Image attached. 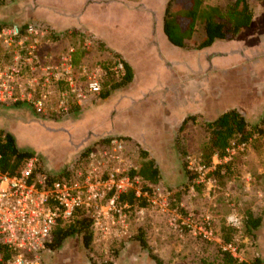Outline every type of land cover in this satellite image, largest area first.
I'll return each instance as SVG.
<instances>
[{"label": "rangeland", "instance_id": "374dc122", "mask_svg": "<svg viewBox=\"0 0 264 264\" xmlns=\"http://www.w3.org/2000/svg\"><path fill=\"white\" fill-rule=\"evenodd\" d=\"M83 1L3 0L0 1V22L48 21L58 31L77 23L78 19L90 24L101 22L103 8ZM143 1L160 14L164 9V0ZM232 1L203 0V5L224 6ZM247 1L254 16L253 52L238 66L210 74V69L200 68V64L209 62L206 52L187 53L172 46L176 50L171 49L170 54L166 49L170 61L173 56V60L184 62L183 66H195V70L185 73L171 72L172 77L183 75L191 84V96L187 95L183 101L175 100L173 94L166 101L144 95L130 106L119 105L118 120L113 110L116 99L106 100L124 92V85L111 90L106 98L90 95L77 103L70 97V109L66 113L52 110L38 115L25 103L0 105V131L11 133L19 148L32 151L38 160L36 165L41 164L43 170L57 178L79 181L94 167L106 175L119 169L121 175L130 179L131 185L126 191L134 189L136 195L142 194L147 200L145 207L131 208L126 204L121 215L115 212L103 215L99 209L88 214L84 211L93 220L90 249H85L78 237L72 235L59 248L44 251L43 264H156L149 253L167 264H221L220 247L228 249L239 260L258 258L264 264V123L261 122L264 117V10L258 0ZM127 8L126 4L124 9ZM182 8L175 6V17L182 15ZM61 12L66 15H60ZM57 33H64L63 38L43 53L58 56L70 45H77V38L74 42L71 39L76 36L69 35L67 30ZM81 33L80 45L88 51V59L96 61L83 65L88 71L106 65L114 54L102 58L105 54L102 45L83 30ZM82 35L88 37L89 45L84 46ZM201 36L199 28L184 49L195 50L193 42ZM113 40L117 42L118 38ZM217 43L218 47L219 43L227 42ZM93 51L101 57L96 60ZM155 73L146 77L141 72V81H146L138 83V89L156 84ZM209 75L213 77L209 79ZM171 81L172 92L179 95L181 79ZM55 98L58 99L57 94ZM85 107L91 111L80 113ZM233 107L241 110L248 123L259 130L247 139L244 149L236 147L238 142H231L223 156L210 154L206 120H213L220 112ZM108 113L115 120L113 134L105 131ZM183 117L187 120L178 129ZM121 131L129 134L120 135ZM113 139L122 143L121 148ZM149 158L162 173L155 185L127 174ZM176 205L181 211L175 209ZM250 213L261 219L252 234L244 229ZM223 226L235 228L232 242L226 245L219 237ZM138 235L146 247L135 240Z\"/></svg>", "mask_w": 264, "mask_h": 264}, {"label": "built area", "instance_id": "2783aa9c", "mask_svg": "<svg viewBox=\"0 0 264 264\" xmlns=\"http://www.w3.org/2000/svg\"><path fill=\"white\" fill-rule=\"evenodd\" d=\"M63 36L43 22H0V105L25 103L38 115L52 110L66 113L70 97L79 103L108 90V80L122 81L124 65L115 54L106 65L88 71L86 65L74 64L72 45L58 56L43 53ZM81 38L84 46L90 44L87 36ZM247 141L236 147L244 149ZM113 143L122 146L114 139ZM36 162L33 156L14 173L0 170V243L10 252L6 260L0 256V264H43V252L58 222L71 221L79 210L121 215L126 206L118 203V195L131 183L119 169L106 175L94 167L79 181L51 180L47 171H35Z\"/></svg>", "mask_w": 264, "mask_h": 264}, {"label": "trees", "instance_id": "16d2710c", "mask_svg": "<svg viewBox=\"0 0 264 264\" xmlns=\"http://www.w3.org/2000/svg\"><path fill=\"white\" fill-rule=\"evenodd\" d=\"M2 2V0H0ZM264 10V0H258ZM181 5L183 8L180 17L174 16L175 6ZM253 14L247 0H234L224 6H205L203 0H168L163 18V32L169 42L177 47H188L189 42L193 41V35L197 29L202 30V36L198 41L193 42L192 48L203 49L212 45L215 40H231L238 36L243 28L250 25ZM79 54L77 56H81ZM116 55V54H115ZM124 65L125 74L120 83H112L108 80L110 88L101 93L102 98L109 96L111 90L117 86L127 85L133 78L130 65L120 56ZM75 65L79 64V58H73ZM187 117H192L187 116ZM187 117L180 123L178 129H181L186 122ZM264 123V117L261 120ZM209 130V149L210 154L223 156L231 145V142H242L247 140L253 132L259 130L257 126H252L248 123L245 115L238 108H230L220 112L216 118L205 123ZM86 153H81V156ZM34 153L27 149H21L16 144L14 136L5 131H0V170L7 173H14L25 161L33 157ZM146 158V155H144ZM36 172L43 173L42 165L36 167ZM127 174L132 178H139L145 183L151 185L157 184L161 179V170L156 165L153 159L149 158L140 162L139 166L130 169ZM49 179L57 178L50 174ZM149 189V187H147ZM118 203L127 204L132 207L147 206L146 197L136 195V191L131 189L126 192H121L118 195ZM175 209L181 211L176 205ZM78 211L74 218L69 222H58L52 233V240L47 245L45 251H53L59 248L63 242L72 235H76L85 249H90L93 240L92 218ZM260 217L253 216L252 213L245 219V231L252 234L260 226ZM234 227H221L220 239L223 245L232 242L234 237ZM142 247H146L145 241L140 235L135 237ZM10 255L7 248L0 243V256L6 260ZM149 257L156 264L163 263L161 258L149 253ZM219 257L221 264H260V259L256 258L252 261H243L235 257L228 249H219ZM210 264V263H207Z\"/></svg>", "mask_w": 264, "mask_h": 264}, {"label": "crops", "instance_id": "0c3cea01", "mask_svg": "<svg viewBox=\"0 0 264 264\" xmlns=\"http://www.w3.org/2000/svg\"><path fill=\"white\" fill-rule=\"evenodd\" d=\"M83 2L97 3L99 8H103V20L101 22L96 21L94 24H90L91 22H85L78 19L77 23L71 24L66 28L64 27L61 31H58L48 21H44V23L48 24L57 32H64L66 30L75 31V33L71 34V36H76L71 38L72 42H74V38H77V45L73 44V58H79V64H85L88 61L92 62V60L88 59V51L80 45L79 31L83 30L102 45V48L104 49L103 51L105 52V54L102 55V58L105 59L107 55L116 54L130 65L133 74L131 82L125 85L124 92L117 94V96L107 98L106 100L108 101L113 98L116 99L113 104V110L115 111L114 117L116 120L120 119L119 115H117V107L119 105L123 107L130 106L144 95L150 94L153 98H159L165 101L171 99V94H173V98L177 101H183L187 95L191 96L190 82H186L183 75H175L174 77L171 76V72L175 74L185 73L188 70L193 69L195 66L192 64H184L183 66L181 64L184 62L173 60V56H171L170 61V57L167 54L166 49L171 54V49H174L172 46L177 47L169 42L163 32V18L168 0H164L165 5L161 14L143 0H84ZM126 4L128 5V8L124 9ZM60 15L66 14L61 12ZM253 20L254 18L252 19L250 25L243 28L236 38L223 40L227 43H219L218 47L217 42L219 39L215 40L212 45L203 49L185 50L181 47L178 48L183 49L185 52L187 51V53L194 52L199 54V52H206L205 57L209 62L200 64V68L204 71L210 69V74L225 72L228 69L241 64L243 59L246 58L245 60H248L250 58L249 56L253 52L251 44L254 37V34L251 32ZM123 29H125V33L122 32ZM116 38H118L117 42L113 40ZM79 54L82 55L77 56ZM94 55H96V51H93L92 56L94 57ZM100 57L101 56L97 53L95 59L97 60ZM179 64L181 66L177 67L176 65ZM156 70L157 72L155 73ZM141 72L143 76L147 75L146 77H148V74L150 73L157 74L158 78L155 80L156 84L153 83L149 86H144L142 90L138 89V83L140 85L146 81V79L144 82L141 81ZM213 75L211 77L209 75V79H211ZM174 78L176 80L181 79L180 84L182 83L183 88H180L179 95L177 93H173L171 90V80ZM149 80L150 79H148V81ZM90 111L91 109L85 107L80 113L88 114ZM184 117L182 118L183 120ZM107 119L109 122L106 125L107 130L105 131L113 134L115 131L112 123L115 120H112L109 113L107 114ZM124 134L126 135L129 133L126 131L120 132V135ZM137 256L138 254L135 255V257Z\"/></svg>", "mask_w": 264, "mask_h": 264}]
</instances>
